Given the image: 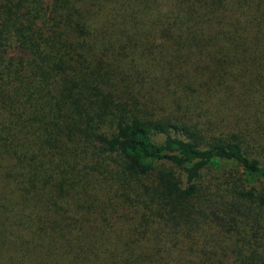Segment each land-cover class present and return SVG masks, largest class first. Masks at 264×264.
Wrapping results in <instances>:
<instances>
[{
  "label": "trees",
  "instance_id": "trees-1",
  "mask_svg": "<svg viewBox=\"0 0 264 264\" xmlns=\"http://www.w3.org/2000/svg\"><path fill=\"white\" fill-rule=\"evenodd\" d=\"M0 264H264V0H0Z\"/></svg>",
  "mask_w": 264,
  "mask_h": 264
}]
</instances>
